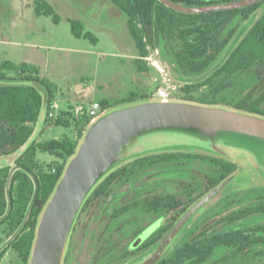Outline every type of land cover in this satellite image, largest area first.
<instances>
[{"label": "trees", "instance_id": "1", "mask_svg": "<svg viewBox=\"0 0 264 264\" xmlns=\"http://www.w3.org/2000/svg\"><path fill=\"white\" fill-rule=\"evenodd\" d=\"M172 1L185 6H203L234 0ZM111 2L125 17L137 51L134 64L139 70H148L145 60L142 59L148 53L147 47H158L162 58H166L172 66L168 67L170 75L185 82L181 86V90L186 94L185 100L202 104H226L264 116V11L257 13L264 0L239 8L199 13L180 12L159 0ZM35 12L49 15L55 22L59 20L52 5L43 0L35 3ZM247 19L251 21L241 38L215 68L207 73L212 64L222 57V52L231 42L240 22ZM68 22L74 36L96 41V36L85 30L82 21L68 19ZM7 71L13 72V75H9ZM198 75L203 78L198 80ZM193 77L195 81L191 83ZM39 85L46 91L45 101L44 91ZM201 87H204L202 96L195 98L192 93L199 91ZM56 91L57 87L40 74L36 65L28 62L16 65L10 60L0 59V156L12 154L25 145L14 162L31 171L37 181L36 196L28 218L15 238L0 251V264L8 249L15 252L19 264H27L38 216L61 176L67 159L75 152L79 139L91 123L90 116H75L69 119L67 117L71 115L61 113L55 118H49L46 113L44 119L47 123L65 127L72 125L74 134L28 142L43 105L45 104L46 109L49 108L55 101ZM146 98L150 96L143 92L131 91L120 99L101 98L98 102L103 111ZM38 151L54 156L57 159L55 164H39ZM154 154L156 155L146 153L122 164L106 175L98 185L114 178L123 168L129 167L127 164L131 161L172 158L168 151ZM9 169L10 165L0 167V217L4 216L0 222L5 223L3 234L6 237L21 224L34 190L31 177L21 169L15 170L10 179V209L4 215L7 209L6 180ZM211 240L212 238L209 241H191L190 244L186 243L177 249H174L173 245L156 264H173L182 258L193 256L205 262L215 245Z\"/></svg>", "mask_w": 264, "mask_h": 264}, {"label": "water", "instance_id": "2", "mask_svg": "<svg viewBox=\"0 0 264 264\" xmlns=\"http://www.w3.org/2000/svg\"><path fill=\"white\" fill-rule=\"evenodd\" d=\"M159 1L180 12L199 13L239 8L263 0H234L203 6H185L172 0ZM45 97L44 94V101ZM42 110L46 115L45 104ZM79 140L38 216L27 264H63L73 225L89 194L111 171L146 153L199 149L231 160L239 154L249 157L255 167L264 172V116L219 104L156 98L118 105L92 120ZM24 148L25 145L16 151L17 154L9 155H13L15 161ZM17 169L31 177L33 195L21 224L0 242V251L23 228L36 196L34 175L14 162L6 180L7 209L4 215L10 209V179ZM231 178L232 175L206 192L179 216L152 247L124 264H156L172 248L193 216Z\"/></svg>", "mask_w": 264, "mask_h": 264}, {"label": "flooded vegetation", "instance_id": "3", "mask_svg": "<svg viewBox=\"0 0 264 264\" xmlns=\"http://www.w3.org/2000/svg\"><path fill=\"white\" fill-rule=\"evenodd\" d=\"M163 151L172 158L131 161L87 197L70 234L65 264H122L139 257L189 206L230 175L174 244L177 249L212 238L215 245L207 261L193 256L173 264H209L215 258L221 263L264 247V185L235 181L237 163L203 150L149 155ZM255 171L264 176L261 169ZM170 179L177 184L174 191H156ZM149 228L153 230L143 236Z\"/></svg>", "mask_w": 264, "mask_h": 264}, {"label": "rangeland", "instance_id": "4", "mask_svg": "<svg viewBox=\"0 0 264 264\" xmlns=\"http://www.w3.org/2000/svg\"><path fill=\"white\" fill-rule=\"evenodd\" d=\"M37 1L41 0H0V59L10 60L16 65L29 62L39 68L40 74L57 87L55 101L59 107L56 116L66 113L71 115L67 117L71 119L76 116V106L87 107L99 98L120 99L131 91L143 92L150 96L139 101L156 99L154 92L160 82L159 72L147 63V71L139 70L135 66L134 57L137 56V51L134 40L128 31L124 15L111 0H43L52 5L58 15V22L49 15L37 14L35 12ZM263 11L264 3L257 9V13ZM68 19L82 21L85 30H89L96 36V41L74 36L70 31ZM250 21L251 19H247L240 22L231 42L222 52V57L212 64L207 73L215 68V65L241 38ZM156 48L159 50L158 47ZM159 59L170 74L168 67L172 66L166 58H162L160 50ZM7 73L13 75L11 71ZM171 78L177 85L176 91H178L174 94V101H187L184 99L186 94L181 90L185 82L174 79L172 76ZM197 78L200 80L203 77L198 75ZM194 81L193 77L191 83ZM40 88L45 94L46 91L42 86ZM203 89L204 87H201L192 95L195 98L201 97ZM219 105L234 108L226 104ZM110 109L103 110L101 114ZM44 116L43 114L42 118L36 122L37 131L31 136L30 141L60 137L62 134H74L72 125L65 127L49 124ZM42 123L43 126L38 129ZM37 159L42 166L53 165L57 160L43 151L37 152ZM233 161L239 166L235 181L251 180L250 183L264 185V176L256 174V167L249 157L235 154ZM176 185V182L170 179L157 185L156 191H174ZM230 186L229 184L227 189ZM4 228L5 223L0 222L2 240L7 238L3 234ZM152 230L153 228H149L143 236ZM223 254L225 252L220 253V256ZM232 260H235L232 264H264V247L255 248L236 259H225L221 263L215 258L209 264H227V261ZM1 264H19V259L13 250L8 249L1 259ZM63 264H65V258Z\"/></svg>", "mask_w": 264, "mask_h": 264}, {"label": "built area", "instance_id": "5", "mask_svg": "<svg viewBox=\"0 0 264 264\" xmlns=\"http://www.w3.org/2000/svg\"><path fill=\"white\" fill-rule=\"evenodd\" d=\"M147 48L148 53L146 54V56L142 57V59L145 60L147 65L154 67L160 75V82L154 92V97L158 99L173 100L174 94L178 93V91H176L177 85L173 82L171 76H169L170 74H168L166 69L163 67L159 59V50L156 47ZM58 107L59 106L56 101L52 102L49 108L46 110L47 117L55 118ZM101 112V107L98 101H93L87 107H84L82 105L75 107L76 116H90L91 121L94 120L99 114H101Z\"/></svg>", "mask_w": 264, "mask_h": 264}, {"label": "crops", "instance_id": "6", "mask_svg": "<svg viewBox=\"0 0 264 264\" xmlns=\"http://www.w3.org/2000/svg\"><path fill=\"white\" fill-rule=\"evenodd\" d=\"M29 63V62H28ZM31 64H33V63H31ZM99 99H101V98H99ZM44 114V111L42 110V112H41V114H40V116H39V120L42 118V115ZM38 120V121H39ZM43 126V123H42V125L38 128V129H41V127ZM37 131V129H35L34 128V131H33V133H32V135L35 133ZM31 135V136H32ZM5 158H6V160H5ZM8 158V159H7ZM14 156L13 155H9V156H0V167H3V166H6V165H12L13 163H14ZM2 237H3V235H2ZM2 237H0V239L2 238Z\"/></svg>", "mask_w": 264, "mask_h": 264}]
</instances>
